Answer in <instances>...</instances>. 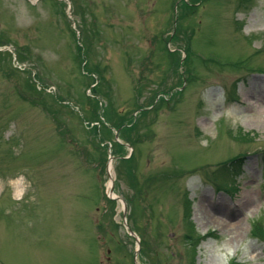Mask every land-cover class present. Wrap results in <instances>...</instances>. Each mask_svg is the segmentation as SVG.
<instances>
[{"label": "rangeland", "instance_id": "374dc122", "mask_svg": "<svg viewBox=\"0 0 264 264\" xmlns=\"http://www.w3.org/2000/svg\"><path fill=\"white\" fill-rule=\"evenodd\" d=\"M223 263L264 264V0H0V264Z\"/></svg>", "mask_w": 264, "mask_h": 264}, {"label": "bare ground", "instance_id": "6f19581e", "mask_svg": "<svg viewBox=\"0 0 264 264\" xmlns=\"http://www.w3.org/2000/svg\"><path fill=\"white\" fill-rule=\"evenodd\" d=\"M113 168L111 167V170H112ZM211 214V213H210ZM213 216L214 217H216V218H219V217H217V214L215 215V214H213ZM220 220H222V221H224L225 222V225H227V227H229V229H233L234 230V232H236V233H238V231H240L241 229H242V226L241 225H238V224H236V223H230V222H228L227 220H225V219H223V218H219ZM234 244V242H233V240L232 241H230L229 242V245L228 246H232ZM227 257H228V255H227ZM228 260H227V258L225 259V263L227 262ZM225 263H223V264H225Z\"/></svg>", "mask_w": 264, "mask_h": 264}, {"label": "water", "instance_id": "95a60500", "mask_svg": "<svg viewBox=\"0 0 264 264\" xmlns=\"http://www.w3.org/2000/svg\"><path fill=\"white\" fill-rule=\"evenodd\" d=\"M111 192H113V188L111 189Z\"/></svg>", "mask_w": 264, "mask_h": 264}]
</instances>
